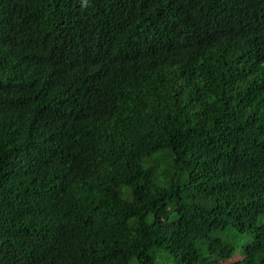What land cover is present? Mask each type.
<instances>
[{"label":"trees","instance_id":"obj_1","mask_svg":"<svg viewBox=\"0 0 264 264\" xmlns=\"http://www.w3.org/2000/svg\"><path fill=\"white\" fill-rule=\"evenodd\" d=\"M238 256L264 264V0H0V264Z\"/></svg>","mask_w":264,"mask_h":264},{"label":"rangeland","instance_id":"obj_2","mask_svg":"<svg viewBox=\"0 0 264 264\" xmlns=\"http://www.w3.org/2000/svg\"><path fill=\"white\" fill-rule=\"evenodd\" d=\"M162 220H165L164 217H162ZM242 257H243V256H238L236 259H232V260L227 261V262H222V263H220V264H232L233 262H237V261L241 260Z\"/></svg>","mask_w":264,"mask_h":264}]
</instances>
